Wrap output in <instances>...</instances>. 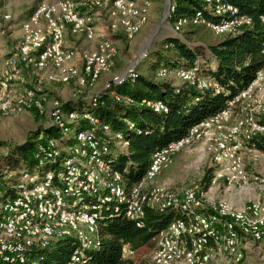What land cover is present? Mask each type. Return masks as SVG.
<instances>
[{"label":"built area","instance_id":"obj_1","mask_svg":"<svg viewBox=\"0 0 264 264\" xmlns=\"http://www.w3.org/2000/svg\"><path fill=\"white\" fill-rule=\"evenodd\" d=\"M161 1L168 19L175 0ZM150 7V0H35L23 18L3 14L7 25L0 28V114L14 107L43 113L44 83L95 86L114 54L107 34L133 38L148 22ZM259 19L264 23L262 15ZM250 23L232 3L203 0V8L176 17L169 26L176 34L186 26H203L215 36H235ZM93 42L96 46H88ZM260 51L264 56V43ZM127 75L113 80L118 83ZM156 75L200 91L220 89L195 66L160 67ZM63 102L54 103L46 123L60 129V138L44 132L33 137L38 164L52 167L42 173L20 170L15 194L0 203V264H37L36 250L67 239L75 242L70 260L76 261L85 249L99 245L102 213L121 211L139 225L146 206L178 211L154 236L149 264H244L246 243L264 239V62L219 110L156 150L142 178L130 186L106 158L110 145L128 147L121 131L93 113L62 108ZM141 104L167 110L160 101ZM79 123L90 127L77 128ZM196 146L209 161V185L185 189L182 201L176 202L154 180L176 154ZM221 183L252 196L234 205L211 195ZM150 199L159 202L153 206ZM121 255L138 264V250L128 244L122 245Z\"/></svg>","mask_w":264,"mask_h":264},{"label":"trees","instance_id":"obj_2","mask_svg":"<svg viewBox=\"0 0 264 264\" xmlns=\"http://www.w3.org/2000/svg\"><path fill=\"white\" fill-rule=\"evenodd\" d=\"M238 8V15L251 18V23L235 36L222 35L214 44L193 45L190 36L203 26H188L180 33L165 36L152 53L157 60L145 73L135 70L118 83L108 84L103 89L88 96L79 95L75 101H65L62 108L84 110L93 113L109 123L113 129L121 131L128 141L126 149L119 150L110 145L106 158L115 169L122 172L127 186L137 183L145 173L152 154L169 143L182 137L188 128L211 116L219 110L227 97L244 88L262 66L264 56V0H224ZM203 8V0H175V6L168 18L169 25L178 16H186ZM208 31V30H207ZM210 32V31H209ZM211 33V32H210ZM149 55V54H148ZM160 67L195 66L199 72L218 83L219 91H200L188 83L174 85L172 81L158 78ZM129 97L132 103L126 101ZM160 101L166 111H156L141 104L142 100ZM77 128H89L87 123L75 124ZM60 138V129L53 124L40 127L26 141L11 147L14 162H7L6 169L38 171L42 173L52 164H38L34 155L33 137L40 133ZM8 156V157H9ZM211 169H206L201 185H209ZM6 190L15 194L17 179L10 180ZM178 216L175 208L159 211L146 206L140 224L127 218L121 211L102 213L99 222V245L90 247L76 261L70 256L76 245L73 240H61L45 249L34 252L37 264H134L121 255L123 244L139 250L150 244L156 233Z\"/></svg>","mask_w":264,"mask_h":264},{"label":"rangeland","instance_id":"obj_3","mask_svg":"<svg viewBox=\"0 0 264 264\" xmlns=\"http://www.w3.org/2000/svg\"><path fill=\"white\" fill-rule=\"evenodd\" d=\"M34 1L0 0V28L7 25V22L2 19L3 14H9L12 18L17 16L21 18L23 13L32 7ZM150 2L148 22L133 38L127 39L119 32L107 34L108 38L112 40L114 54L110 60L109 70L101 75L95 86L79 89L73 83H44L42 85L44 91L42 99L45 109L43 113H37L32 108L18 109L14 107L6 114H0V203L6 198L12 197L10 193L6 192L9 187L8 182L18 179V172L20 171V168L16 170L6 169L7 162L15 158L13 154L11 157L9 155L8 157L7 154H11V147L23 144L34 131H40V127L46 125L49 120V112L55 102L61 103L67 99H76L79 95H91L103 89L106 83L115 77L129 75L137 69L145 73L147 68L155 62L156 59L152 56V53L158 42L163 37L174 35V33L170 29L168 19L165 18L166 13L162 1L150 0ZM101 34H105V32H98L96 37L99 38ZM219 38L205 29H200L196 31L194 36H190V42L193 45L205 46L216 43ZM84 42H82V45H86ZM88 46L94 47L96 43H90ZM156 68L159 69L160 66L157 65ZM168 81H172L174 85L181 83L177 79ZM200 151L201 146H196L189 151L176 154L172 158V162L156 177L153 185L167 188L169 192L174 194L176 202L182 201L183 192L189 187L197 185L204 189L201 185V179L204 171L208 169L209 161H207L206 155H204L205 158H202ZM11 162L13 163L14 160ZM14 188L17 190V186L14 185ZM235 188L236 185L226 186L225 183H221L220 187L213 188L210 194L224 196L223 198L226 197L238 202H245L252 196V192H236ZM158 202L155 199H150V204L153 206L157 205ZM260 246L257 253L260 251L262 255L260 254V257L257 254L253 260H248L249 256L245 254L247 248L244 247V264H264V241ZM153 247L154 243L152 241L138 250L136 260L138 264H149L148 255Z\"/></svg>","mask_w":264,"mask_h":264},{"label":"crops","instance_id":"obj_4","mask_svg":"<svg viewBox=\"0 0 264 264\" xmlns=\"http://www.w3.org/2000/svg\"><path fill=\"white\" fill-rule=\"evenodd\" d=\"M28 11H29V9L26 12L23 13V17H25V15L27 14ZM23 17H21V18H23ZM222 197H224V196H222ZM226 199H228V198H226ZM228 200L231 201L234 205H240L241 204V202L233 201L232 199L231 200L228 199ZM263 241H264V239L261 242H258V243H255V242H252V241H248L246 243V245H245L246 247L245 248H247V249L245 250V254H247L249 256L248 260H250V259L253 260L256 257L257 254H258V256H260L261 253H260V251L257 253V249H259L261 247L260 245H261V243Z\"/></svg>","mask_w":264,"mask_h":264},{"label":"water","instance_id":"obj_5","mask_svg":"<svg viewBox=\"0 0 264 264\" xmlns=\"http://www.w3.org/2000/svg\"><path fill=\"white\" fill-rule=\"evenodd\" d=\"M174 34H176V33H174ZM122 76H124V75H122ZM114 83H116L114 80L109 81V84H114ZM66 101H75V99H68Z\"/></svg>","mask_w":264,"mask_h":264}]
</instances>
